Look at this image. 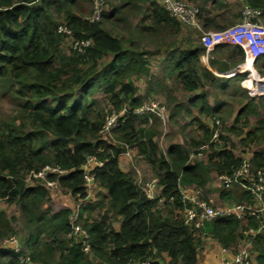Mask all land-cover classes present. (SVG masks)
<instances>
[{"label": "trees", "instance_id": "16d2710c", "mask_svg": "<svg viewBox=\"0 0 264 264\" xmlns=\"http://www.w3.org/2000/svg\"><path fill=\"white\" fill-rule=\"evenodd\" d=\"M76 1L0 0V77L21 81L23 87L19 92L27 98L23 107L34 126L29 133L19 128L0 131V198L16 203L27 224L31 225L24 242L29 254L24 250L14 252L11 263L21 264L19 257L27 255L32 264H85L88 256L97 264H126L138 259H151L154 264H160V257L167 253L170 264H198L199 245L192 229L184 223L179 187H205L209 171L203 162L188 164L189 152L181 145H172L162 153L156 131L137 128L139 118L130 116L114 134L118 132L119 139L131 145L138 144L140 153L160 180L161 198L174 197V201L160 203L158 199H149L135 185L132 174L120 165V147L100 133L108 111L103 122L100 115L93 119L91 107L95 103L90 106L86 100L87 93L97 88L103 89L115 105L110 111L121 110L124 106L138 107L141 99L135 96L136 86L129 71L134 69L135 73L147 75L148 63L143 53L126 50L122 37L107 29L103 21L92 22L75 13ZM119 2L120 7L108 5L110 9L103 12L106 23L117 11L131 7L136 9L135 13L143 15V20L152 22L148 30L155 31L157 27L172 30L174 34L182 31L181 22L170 16L160 0H115L114 4ZM245 2L264 9V0ZM61 25L72 32L68 38L70 44L73 39L90 41L83 53L71 45L70 54L63 50L67 37L59 32ZM223 48L230 47L223 45L214 54ZM232 49L235 52L228 59L242 62L243 52L237 47ZM204 53L203 47L188 41L182 49L172 53L171 72L177 74L190 92L198 90L203 80L213 77L210 68L201 67ZM210 63L216 66L215 61ZM242 68L258 77L251 61ZM23 76H27L25 80L19 79ZM199 109L201 114L217 112L216 108L204 104ZM242 110L250 114L257 108L253 101L247 102L237 112L235 122L239 121ZM230 129L235 131L234 127ZM142 134L145 135L142 137ZM49 135L53 137L51 141ZM247 137L256 138L252 132ZM221 138L227 140L224 136ZM211 147L209 164L217 174H232L240 166L242 158L233 149L226 147L217 151L215 144ZM89 155H98L104 161V166L95 171L96 185L106 189L107 195L101 200L104 203L100 218L87 217L83 221L88 207L81 212L82 226L90 234L92 244L90 253L86 254L76 239L68 238L72 209L52 214L41 212L39 207L47 196L46 188L42 185L31 187L25 181L44 166H60L68 170V174L60 177L51 174L49 179L58 181L78 201L86 196L80 168ZM252 165L264 167V150L254 153ZM234 187H237L234 192L221 190L224 201L255 203L249 191L238 185ZM114 216L121 218L118 231L110 222ZM10 222L0 213V237L14 233ZM258 228L256 217L229 216L206 223L203 232H208L225 249H232L239 246L246 233ZM45 234L49 241L42 239ZM256 239L264 241L262 235ZM254 249L256 263L264 264V245L256 243Z\"/></svg>", "mask_w": 264, "mask_h": 264}, {"label": "rangeland", "instance_id": "374dc122", "mask_svg": "<svg viewBox=\"0 0 264 264\" xmlns=\"http://www.w3.org/2000/svg\"><path fill=\"white\" fill-rule=\"evenodd\" d=\"M114 1L105 0L104 12L110 9L107 8L108 5L111 6L113 4L117 8L120 7L121 3L119 2L116 5ZM185 1L200 8V19L205 27L204 30L223 29L238 23L241 20L243 10L246 6L245 0ZM135 10L131 7H126L122 11H117L109 22L106 23V19H103V16L98 21H103L107 29L116 36L122 37L126 50L133 53H143L148 63L149 74L147 75L135 73L133 72L134 69L129 71L132 74L131 78L136 86L135 96L141 99V103L150 100L157 101L166 109L168 118L165 124L155 120L153 125H148L140 120L137 123V128L145 129L148 132H150L149 130H155L157 133L155 134L156 140L162 153L165 154L167 148L172 144L181 145L189 152L188 164L203 162L206 165L209 171V182L207 186L199 188L203 190L207 198L212 199L213 205L221 206L239 203L236 201L226 202L221 198L220 189L234 192L237 190V187H228L219 183V174L209 164V156L212 153L211 145L203 151L199 150V148L204 144L211 143L216 145L215 149L217 151L226 147L233 149L240 158L249 157L257 151L264 150V123L260 124L259 122L261 120L264 121V96L254 91L252 84V77L256 80L259 79V76L264 77V59L253 63V71L257 72L258 77L253 74L251 76L249 71H244L235 74L233 77H229L231 76L230 72H234L242 67L244 60L242 62L229 60L228 56L235 52L231 47L220 49L215 54L212 53L211 57H207L205 51L202 57L203 63L201 67L204 65L210 68L213 77L203 80L198 90L190 92L179 80L177 74L171 72L174 65L172 53L182 49L187 41L194 44V46L203 47L201 34L193 28L184 25L181 27L182 31L176 32L175 34L172 30L158 29L157 27L155 31L148 30L147 28L151 26L152 22L150 20H143V15L141 13H135ZM73 11L91 19L94 14L93 1L77 0L73 6ZM62 46L67 54L71 53L70 40L65 38ZM239 59H241L240 56L238 57ZM211 61H215L216 66H212ZM17 73L22 74V71H18ZM125 76H128V73ZM26 77L23 76L19 79L25 80ZM22 87V83L18 79H12L8 76L0 77V131L2 133L7 132L10 128H19L24 133H29L34 130L32 120L28 118L29 113L23 107L27 98L19 92ZM129 97H132V94ZM192 100L194 101L192 102ZM86 101L90 106L95 103L91 107L93 111L91 116L93 119L99 118V115L102 119L105 118V113L107 111L109 112L112 106H115L103 89L96 88L89 91ZM249 101L254 102L257 108L256 112L249 114L247 111L242 110L239 121L235 122L237 112ZM203 104L211 108H216L217 112L213 115L201 114L199 108ZM216 121H219V125L216 124ZM231 127H234L235 131H232L230 129ZM216 129L219 131V136L217 141H214L212 139ZM250 132L256 138H248L247 134ZM144 135L142 134V137ZM221 136L226 137L227 140L222 139ZM120 137L121 135L118 132L113 133L114 139H119ZM52 138V136H48L49 141ZM133 149L135 156H133L134 163L142 171L143 161L146 160L139 157L141 153L137 154V151L140 152L137 143L132 144L131 150ZM133 153L131 152L132 155ZM125 166H129L128 170L132 171L130 164ZM145 172L150 173L146 168ZM144 179L147 180V178ZM25 182L31 187L42 185L46 188L47 196L43 204H40L39 207L41 212L52 214L65 209V202H63L67 196L65 191L57 192L60 196L56 192H53L56 188H64L58 181L28 177ZM218 186L220 188H217ZM96 193L93 198H95ZM56 194L57 197L55 198ZM102 212V208L94 206L89 211V215L85 213L83 221L87 217H90V219L100 218ZM0 213H4L6 219L11 221L10 224L14 231V233L8 236L0 237V247L7 245L8 241L15 238L22 248V251L24 250L25 253L29 254L24 242L30 234L31 225L27 224L18 205L0 198ZM114 220L115 217L110 219L112 225ZM42 239L50 240L47 234L43 235ZM262 239H264V233H262ZM247 241L245 240L243 243ZM256 243L264 245V241L253 240V244L251 243L252 251H254ZM235 249L237 250L238 246ZM1 255L0 264L3 263L2 260L4 258L3 254ZM85 264L97 263L88 256Z\"/></svg>", "mask_w": 264, "mask_h": 264}, {"label": "built area", "instance_id": "2783aa9c", "mask_svg": "<svg viewBox=\"0 0 264 264\" xmlns=\"http://www.w3.org/2000/svg\"><path fill=\"white\" fill-rule=\"evenodd\" d=\"M94 4V14L90 19L92 22L102 18L105 0H92ZM168 11L170 16L179 20L182 25L193 28L201 34L203 47L207 53V57H211L213 51L223 45H231L239 48L244 54L245 65L248 62H258L264 59V9L251 7L246 4L241 20L238 23L227 26L218 30H204L205 27L200 19V8L186 2L185 0H160ZM59 32L66 35L67 39L72 36V32L67 26H59ZM74 50L84 52L85 48L90 45L89 40L76 41L72 40L71 44ZM251 73V72H250ZM251 76L252 73H251ZM257 76H259L257 74ZM253 79V90L264 96V77L256 80ZM130 116H136L139 120L145 121L148 125H153L154 121L166 123L168 115L166 109L157 101H145L138 107L130 108L124 106L121 110L112 109L108 112L106 121L103 124L100 133L111 141L113 145L120 147V150L131 156L132 145L124 140L113 138L115 130L120 128ZM219 125V121H216ZM219 131H214L213 139L217 141ZM213 142V141H212ZM210 144L200 146L199 150L208 149ZM253 156V155H252ZM252 156L241 157L240 166L232 174H219L218 180L222 185L231 187L238 185L249 191L253 196L254 204L237 203L234 205L215 206L208 201L203 190L199 187L189 185L179 187V200L183 206L184 223L192 230H196L203 235V227L206 223L217 218L236 216L238 218L256 217L259 220L258 231L253 234L255 237L260 231L264 230V167L254 168L252 165ZM104 166V161L98 155H89L82 164L80 170L83 172L86 196L80 198L72 208L69 216L71 231L68 233V238L76 239L82 247L84 253L88 254L91 251L92 244L90 234L83 228L81 224V212L88 205L97 192L96 185V169ZM135 171V185L149 199H158L160 203L173 202L174 197L169 200L161 198L158 190H162L158 177H153L149 180H144L142 172L137 165L133 166ZM68 170L62 169L60 166H44L35 175L29 177L49 179L51 174L63 176L68 174ZM11 247L15 253L21 252V247L18 241L13 238L7 242L6 247ZM227 249H224L226 254L221 264H257L252 257L251 244L243 243L230 256L227 255ZM2 255L0 254V259ZM21 264H32L27 255L20 256ZM126 264H154L151 259L131 260Z\"/></svg>", "mask_w": 264, "mask_h": 264}, {"label": "crops", "instance_id": "0c3cea01", "mask_svg": "<svg viewBox=\"0 0 264 264\" xmlns=\"http://www.w3.org/2000/svg\"><path fill=\"white\" fill-rule=\"evenodd\" d=\"M227 46H229L231 48H234V46H231V45H227ZM213 54H214V51H213ZM240 71L244 72L246 70L244 68H242V67L238 68L234 72H230L231 76H229V77H233L235 74L239 73ZM172 145H174V144H172ZM172 145H170V146H172ZM133 151H134V149L132 150V153H133ZM137 154H140V152L137 151ZM133 156H134V153H133V155L128 156V155H126L123 152V150H120V153L118 155L121 167L124 168L126 171L130 172L132 174V176L134 177L135 176V171L133 169V166L135 165V163H134V160H133ZM139 157L142 158V159L144 158L146 160V158H145V156L143 154L139 155ZM143 162H144V164L142 165L143 169H142V171L140 170L142 172L143 179L147 178V180H149V179H151L153 177H157L156 171L150 165V163H148L147 160L143 161ZM129 164L131 165V170L132 171L128 170V168H129L128 165ZM125 165H127L128 167H126ZM145 168L150 172L149 174L145 172ZM144 180H146V179H144ZM217 188H220V187L218 186ZM220 190H223V189H220ZM60 191H65V193L67 194V196L65 197V200L63 201V202H65V206H64L65 209H72L74 207V203L76 201L75 197H73L72 194L69 191H67L66 189H64V188H61V189L60 188H56V190H53V192H56V193L57 192L60 193ZM226 191H230V190H226ZM59 193H57L58 196H60ZM97 193H98V195H96L95 198H93L92 201L90 202V204L87 206L88 209L86 208L87 210H86L85 213L88 214V215H89V211H91V208H93L94 206H97L99 208L103 207L102 205H103L104 202L102 201L103 202L102 203L101 200H102V197L107 195V191H106V189L99 188L97 186ZM158 193L160 194L161 190H158ZM57 194H56L55 198L57 197ZM207 199H208V201L210 203L213 204L212 199H209V198H207ZM85 213H84V215H85ZM114 217H115V220H114V223H113V227H114V229H116L118 231V230H120L121 218H120V216H114ZM257 231L258 230L246 233V238L243 239L240 242V244H243V241H245V240H248V241L244 242V243H250V244L252 243L253 244L254 238L256 236L262 235V233H264V230L260 231L254 237L253 234L255 232H257ZM192 232L194 233V236L196 237V240H197L198 245H199L198 246V264H221V261H222L223 257L226 254L224 253V249L225 248L218 242V240L215 239L214 237H212L208 232H203V235L199 234L196 230H192ZM23 240H24V238H23ZM200 240H201V244H200ZM240 244H239V246H241ZM6 246L7 245H4L3 247L2 246L0 247V254H3V256H4V258L2 260V262H3L2 264H14V263H11L13 261L12 257L14 256V251L11 248L13 246L12 245H8L10 247H6ZM239 246H238V248H239ZM235 250H236L235 248L227 249L226 253H227V255L230 256L232 253L235 252ZM251 252H252V257L256 261L255 249H254V251H252V249H251ZM159 261H160V264H170V258H169L167 253H163L162 256L160 257Z\"/></svg>", "mask_w": 264, "mask_h": 264}, {"label": "clouds", "instance_id": "9594fccd", "mask_svg": "<svg viewBox=\"0 0 264 264\" xmlns=\"http://www.w3.org/2000/svg\"><path fill=\"white\" fill-rule=\"evenodd\" d=\"M118 140H120V139H118ZM22 249V248H21ZM13 250V249H12Z\"/></svg>", "mask_w": 264, "mask_h": 264}]
</instances>
